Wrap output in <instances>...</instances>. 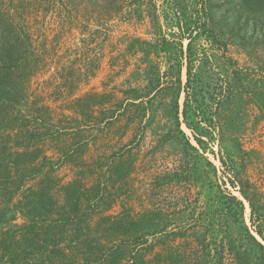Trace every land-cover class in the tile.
I'll use <instances>...</instances> for the list:
<instances>
[{
    "label": "rangeland",
    "instance_id": "1",
    "mask_svg": "<svg viewBox=\"0 0 264 264\" xmlns=\"http://www.w3.org/2000/svg\"><path fill=\"white\" fill-rule=\"evenodd\" d=\"M2 4L8 5L18 30L22 27L30 32L41 56L39 69L28 80L29 102L24 108L43 105L49 109L46 119L53 124L52 135L40 145L52 162L46 170L50 168L54 177L60 203L64 199L61 186L74 181V191L80 181L84 209L95 214L90 220L93 228L106 227L101 216L110 214L125 223L138 220V229L151 226V220L168 225L155 237L149 236L150 251L137 260L127 256L116 264H198L205 250L199 238L203 214H208L199 174L204 175L206 184L218 177L223 189L239 196L246 205L245 222L251 224L250 206L241 189L264 205L262 9L244 6L243 0H0ZM203 6L225 46L220 49L201 40L202 50L211 57L205 66L214 71L207 80L220 87L216 93V98H221L218 129L210 144L214 153H204L218 167L216 176L175 134L174 90L167 87L175 84L171 75L163 77L168 64L155 52L148 53V46L142 43H155L161 35L178 38L176 22L183 12L196 14ZM154 65L160 68L164 87L158 93L151 91L148 102L152 110L145 119L130 121L120 115L109 123L108 114L99 106L85 109L89 110L85 114L76 108V98L85 94H99L97 102L109 107L124 98V91H143L149 84L155 85ZM235 68L240 69L238 75ZM182 127L191 137L190 130ZM227 144L234 151L235 168L230 173L235 186L227 178L223 181L219 161ZM69 148L71 157L64 158L62 152ZM39 178L29 179L25 188L35 186ZM10 213L15 217L0 226L3 229L24 222L19 210ZM179 229L188 230V234H174ZM224 260L230 264L227 255ZM111 262L108 258L100 264ZM0 264L10 262L5 258Z\"/></svg>",
    "mask_w": 264,
    "mask_h": 264
},
{
    "label": "trees",
    "instance_id": "2",
    "mask_svg": "<svg viewBox=\"0 0 264 264\" xmlns=\"http://www.w3.org/2000/svg\"><path fill=\"white\" fill-rule=\"evenodd\" d=\"M243 4L264 12V0H243ZM206 13L205 6L196 10V14L183 12L182 18L176 22L180 30L178 38L161 35L155 43H142L148 46V53L155 52L156 57H163L168 64L163 77L171 75L170 81L175 84L167 86L174 90L171 108L176 122L175 134L198 159L203 158V164L216 176L218 167L204 153H214L210 144L218 129L216 115L221 98H216V93L220 87L216 81L207 80L208 75L213 77L214 71L205 66L211 57L202 50L201 40L215 43L220 49L225 46L222 47ZM40 65L41 56L34 48L30 32L22 27L18 30L8 5H0V226L14 219L11 210H19L24 216L22 224L9 229L0 227V261L8 258L10 264H100L110 258L111 264H116L127 256L137 260L152 249L149 236L155 237L168 225L161 226L151 220L148 222L151 226L138 229L135 228L139 225L138 220L132 219L127 224L118 215L110 214L101 216L107 226L100 230L90 224L95 214L84 209L80 181L74 191V181L61 186L64 193L62 203L56 197V182L50 168L46 170L52 162L40 145L52 135L50 128L53 124L46 119L49 109L43 105H34L31 110L24 108L29 102L28 80ZM151 67L152 75L157 74L155 85L149 84L143 91L137 88L124 91V98L109 107L103 105L106 102H97L99 94H85L76 98V108L80 114H85L89 111L85 109L99 106L101 112L108 114L109 123L120 115L128 116L130 121L145 119L152 110L151 102H148L151 101V91L158 93L164 87L160 68ZM239 71L235 68V74L238 75ZM90 99L92 102L87 103ZM183 125L190 130L191 137ZM71 151L70 148L63 151L62 156L71 157ZM222 151L219 161L223 181L226 182L227 178L235 186L230 173L235 168L234 151L230 144ZM37 176H40L38 183L25 188L26 182ZM203 177L199 174L198 180L204 185L202 192L208 214H203V232L199 237L204 255L197 263L224 264L227 255L230 264H264V205L241 189L251 210V224L248 225L244 219L245 202L223 189L218 177L209 184ZM187 231L174 234L187 235Z\"/></svg>",
    "mask_w": 264,
    "mask_h": 264
}]
</instances>
